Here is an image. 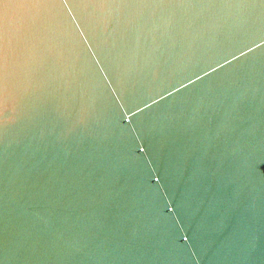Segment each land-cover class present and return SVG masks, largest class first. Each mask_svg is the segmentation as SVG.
I'll list each match as a JSON object with an SVG mask.
<instances>
[{
	"label": "water",
	"instance_id": "water-1",
	"mask_svg": "<svg viewBox=\"0 0 264 264\" xmlns=\"http://www.w3.org/2000/svg\"><path fill=\"white\" fill-rule=\"evenodd\" d=\"M0 264H264V0H0Z\"/></svg>",
	"mask_w": 264,
	"mask_h": 264
}]
</instances>
